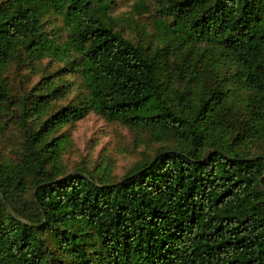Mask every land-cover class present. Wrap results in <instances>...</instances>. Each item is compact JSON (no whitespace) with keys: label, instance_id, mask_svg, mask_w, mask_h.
I'll return each mask as SVG.
<instances>
[{"label":"trees","instance_id":"trees-1","mask_svg":"<svg viewBox=\"0 0 264 264\" xmlns=\"http://www.w3.org/2000/svg\"><path fill=\"white\" fill-rule=\"evenodd\" d=\"M146 1L150 29L129 38L112 0H0V129L19 133L0 159V264H264V0L134 12ZM13 64L41 76L16 88ZM91 111L174 141L118 181L66 172L61 129Z\"/></svg>","mask_w":264,"mask_h":264},{"label":"rangeland","instance_id":"rangeland-1","mask_svg":"<svg viewBox=\"0 0 264 264\" xmlns=\"http://www.w3.org/2000/svg\"><path fill=\"white\" fill-rule=\"evenodd\" d=\"M139 0H112L110 18L115 28L123 31L129 38H135L139 30L145 27L150 29L151 16L155 8L150 1H146L148 9L142 13L134 12V4ZM47 30L56 29L57 37L64 39L66 29L62 26L61 18L55 14L46 17ZM50 58L41 60V66L47 71L57 69L58 64L50 61ZM9 82L16 88L28 87L34 84L41 76L39 70L27 77L28 71H17L13 64L7 71ZM71 79V77H69ZM30 80V81H29ZM72 80V79H71ZM75 86L79 83L78 79ZM79 89H72L70 93L56 102V105H65L74 98ZM61 131L67 132L71 145L62 154V163L66 172H70L79 166L87 169H97V173L103 172L111 181H118L137 163L151 158L157 149L173 138L159 136L151 137L146 128H129L117 122H109L102 115L89 112L84 118L76 121L71 128L63 127ZM19 143V133L15 127L7 126L0 129V159H14L15 148Z\"/></svg>","mask_w":264,"mask_h":264}]
</instances>
